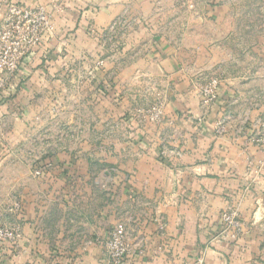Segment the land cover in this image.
<instances>
[{
	"label": "crops",
	"instance_id": "obj_1",
	"mask_svg": "<svg viewBox=\"0 0 264 264\" xmlns=\"http://www.w3.org/2000/svg\"><path fill=\"white\" fill-rule=\"evenodd\" d=\"M11 1L56 10L0 99V220L21 234L0 264H113L116 227L121 264H264V0ZM156 103L158 124L134 112Z\"/></svg>",
	"mask_w": 264,
	"mask_h": 264
},
{
	"label": "built area",
	"instance_id": "obj_2",
	"mask_svg": "<svg viewBox=\"0 0 264 264\" xmlns=\"http://www.w3.org/2000/svg\"><path fill=\"white\" fill-rule=\"evenodd\" d=\"M189 8H193V0H184ZM0 2V3H4ZM45 19L41 14L39 17L32 16L31 13L26 9H19L15 5H9L6 8L5 16L3 18V23L5 24L2 27L1 34L9 35V31L6 28L9 25L15 23L17 25L18 21L24 22V31L28 30L34 24L40 20ZM34 22H32V21ZM32 33H35L33 31ZM30 34L33 37V34ZM10 36V35H9ZM21 52L16 49H7L3 52L0 51V91L6 88L9 85L13 84V80L18 77L19 72V62L18 58ZM218 86V81L216 79H211L201 88V97L204 103H209L215 100L216 90ZM148 120L157 121L159 112L156 108H152L148 111H140ZM220 125V124H219ZM224 127L218 128V134L223 133ZM262 134L257 139V142L260 145L261 152L263 154V160L261 161V166H264V122L261 124ZM39 172H36V175H39ZM221 220V229L218 233V238L220 240L234 242L236 241L237 235L241 227L240 217L234 210H225L220 213ZM8 232V231H6ZM0 236L1 231H0ZM13 234L8 232L6 234L7 241L13 243ZM104 254L105 257L113 264H121L128 253V246L126 243V233L123 227H116L110 233L108 238L104 241Z\"/></svg>",
	"mask_w": 264,
	"mask_h": 264
},
{
	"label": "rangeland",
	"instance_id": "obj_3",
	"mask_svg": "<svg viewBox=\"0 0 264 264\" xmlns=\"http://www.w3.org/2000/svg\"><path fill=\"white\" fill-rule=\"evenodd\" d=\"M4 3H0V32L2 30V27L5 25L3 23V18L5 16V11L6 8L9 5H15L16 7H18L19 9H26L28 10L32 16H36L39 17L40 14L45 18L43 20L38 22H34V24H30L31 26L28 28V30L24 31V22L23 21H18L17 25L15 23H13L12 25L8 24V27L6 28V30H8L10 33L9 35H4L0 33V51L3 52L7 49H16L19 50L21 52V54L19 55L18 58V62H19V72H18V77H16L13 80V84L7 86L6 88L2 89L0 91V99L2 98V96L4 95V91H6L7 89H11V88H15L20 90L19 88H23V86H25V83L27 82L26 76H25V72H22V68L21 65L23 63V61L27 58V56L34 51V49H36L37 47L40 48L39 46H41L44 43V37L45 35H48V33L52 32L53 26H52V21H53V13L56 10L55 7H53V11H51L50 13L48 11H45V9L43 8V6H38L37 8H33V9H29L27 7H25L23 4L20 3H14L11 0H0V2ZM48 2H56L58 4H60L62 2V0H47ZM61 5V4H60ZM58 7V6H57ZM193 9V8H190ZM4 12H1L3 11ZM33 31L36 32L32 33ZM33 34L34 36L31 37L30 34ZM254 45L253 46H259V41H253ZM45 61L49 60L48 57H44ZM99 64L101 65L102 63L99 62ZM98 64V65H99ZM215 79V78H213ZM211 79H209L210 81ZM217 80V79H216ZM204 86V85H203ZM200 95H201V89H200ZM203 104H206L202 101ZM152 108H156L157 111L159 112V116L157 121H155L154 123L158 124L160 123L161 117L163 116V114H165V107L164 105L160 104V103H156L154 105H150L147 108L144 109H134V112L136 111H148L151 110ZM133 112V113H134ZM227 117V116H226ZM226 117H224L223 119H225ZM150 121V120H149ZM152 122V121H151ZM222 122V121H221ZM264 122V118L262 119V123ZM220 124V125H219ZM223 127V125L221 123H218V128L219 127ZM48 128L45 127V129L43 131L40 132V134H43V137H46L48 134ZM54 135H56L55 137L59 140V139H66L67 136V123L66 122H61V124L58 126V129L55 131ZM41 136V137H42ZM40 137V138H41ZM37 172H40L39 170H36ZM41 173V172H40ZM40 175V174H39ZM0 231H1V235L0 236V250L3 251L4 250V246L7 244H12L14 245L17 241L20 240L21 238V234L18 230L13 229V227L10 228V226L8 225H4V223L0 220ZM11 232L13 234V243H10L9 241H7L6 238V234H8V232ZM9 243V244H8ZM13 247V246H12Z\"/></svg>",
	"mask_w": 264,
	"mask_h": 264
}]
</instances>
